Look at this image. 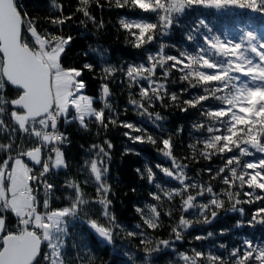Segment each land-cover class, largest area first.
<instances>
[{"label":"snow or ice","instance_id":"6c2138e0","mask_svg":"<svg viewBox=\"0 0 264 264\" xmlns=\"http://www.w3.org/2000/svg\"><path fill=\"white\" fill-rule=\"evenodd\" d=\"M105 5L116 12L132 59L105 60L99 71L92 62L66 66L75 38L64 28L79 14L78 27L104 29L93 10L102 14ZM49 12L43 20L51 27H42L23 0H0V264H95L92 238L113 246L117 230L138 238L139 254L125 251V264H156L162 256L166 264H264V241L242 234L230 247L219 238L231 229L205 228L221 213L238 217L234 229L264 227V0H75L67 14L50 0ZM189 13L195 19L186 23ZM221 15L234 19L235 39L215 29ZM86 71L99 81L95 94L87 92ZM113 85L126 96L119 110ZM169 108L191 113V123L166 127ZM129 110L141 123L120 119ZM62 123L85 132L94 125L104 138L81 145L89 158L80 177L66 176L58 187L55 176L69 168ZM110 127L163 158L134 170L150 186L143 206H133L135 231L114 211ZM129 154L141 153L125 147L122 155ZM57 191L64 194L54 197Z\"/></svg>","mask_w":264,"mask_h":264},{"label":"trees","instance_id":"16d2710c","mask_svg":"<svg viewBox=\"0 0 264 264\" xmlns=\"http://www.w3.org/2000/svg\"><path fill=\"white\" fill-rule=\"evenodd\" d=\"M59 2L65 5V14L74 11L75 0H59ZM26 5V10L33 16L41 21L42 27H51L44 23L43 18L46 15L51 14L49 12L50 0H23ZM94 14L98 19L102 18L105 22V28L98 30L94 25L89 23L87 28L78 27V21L81 18L79 14L75 18L74 23L67 25L63 34H71L75 39L68 48L67 53L64 56V63L66 66H82L85 62H92L96 64L97 71L100 70L102 63L106 60L111 64H119L121 61L131 60L132 56L129 53H134L135 50L131 49L125 44V35L118 31L117 27V14L116 12L109 13L107 10V5H105V10L101 14L99 9H94ZM195 13H189L185 17L186 23H191L195 19ZM211 19V16L209 17ZM257 26L259 25V20H257ZM215 29L223 34L226 30L229 37L235 39L238 32L235 28L234 19L227 15L218 16L215 24ZM182 31H177L174 33V39L176 41H182ZM261 34H264V29H260ZM83 33V35H81ZM89 46L93 48H98L101 52L107 49V53L103 56L89 52ZM87 53V55H85ZM84 79L88 83L87 92L89 94H95L99 85V81L93 79V73L85 72ZM179 87L178 85L173 86V88ZM113 96L112 101L114 106L119 110L122 109L124 102L126 101V96L122 93L121 89L113 85ZM158 111L160 109H157ZM165 115L168 116V121L165 126L171 130L183 123L188 125L191 123L192 114H182L175 108H169L165 111ZM120 119H131L136 123H141L140 117L136 116L131 110L127 115H121ZM144 126L148 128L149 131L155 132L156 129L152 125L148 124L147 121L143 122ZM61 130L66 131L69 136V143L65 146L64 151L66 153V158L69 163V168L67 172L61 170L53 180V183L60 187L61 182L66 176L69 177H80L79 166L84 159L89 158V154L85 153L81 148L84 145L87 148L90 144L102 141L104 136H96V128L93 125L92 130L85 132L78 127L76 124L61 126ZM126 131L119 127H110L109 131L106 133L107 138L111 140L114 148L111 150V166L109 173V182L115 193L112 197L114 201V211L115 215L124 226L126 230L135 231V224L140 222L139 216L134 211V205L143 206L144 201L147 199L148 191L150 186L147 184L146 180H142L137 173L134 171L137 168H143L145 163L150 165H155L158 162H162L163 158L158 156L151 144H131L124 136L123 132ZM185 143L188 142L187 129L184 136ZM125 147H133L140 151V155L129 154L122 155ZM178 156L185 154L183 150L178 149ZM206 163V162H202ZM196 168L197 166H193ZM207 177H205L206 179ZM135 188V192L132 189ZM85 191L89 194L93 192L92 187H86ZM64 193L57 191L54 193V197L62 196ZM61 201H56L53 199V207L59 206ZM248 207V206H245ZM238 217L231 213H221V216L217 222L211 226H205L207 231H219L222 228L231 229V231L224 237H220L224 243L228 244L230 247L234 246L239 239L240 235H248L250 238L256 241H264V227L257 226L256 228H243L234 229ZM79 225L76 226L74 231H79ZM167 227H165L164 235L166 236ZM115 244L113 246H104L95 241L92 238L91 242V255L95 258V264H125L126 257L123 255L125 251L130 254H139L137 252L136 245L138 244V238L133 240L126 235V231L117 230L115 236ZM206 245H210L213 241L204 242ZM188 245L185 244L184 248ZM68 254H72L71 248L68 250ZM168 256H162L156 264H166Z\"/></svg>","mask_w":264,"mask_h":264}]
</instances>
